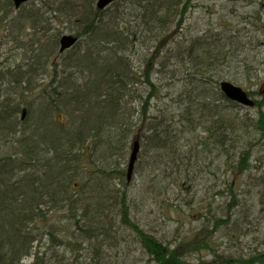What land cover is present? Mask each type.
<instances>
[{"label":"trees","instance_id":"obj_1","mask_svg":"<svg viewBox=\"0 0 264 264\" xmlns=\"http://www.w3.org/2000/svg\"><path fill=\"white\" fill-rule=\"evenodd\" d=\"M57 2L58 12L76 19L79 41L68 53L59 50L62 32L51 34L53 18L40 7L17 9L14 0H0V50L9 45L12 53L0 60V264H105V254L124 240L122 228L135 232L156 264H191L132 219L133 178L127 177L132 143L138 138L141 144L132 177L142 157L151 154L160 182L168 180L160 192L187 189L196 199L203 179L207 193L222 195L214 168L218 164L237 177L246 173L251 150L240 148L242 134L249 126L264 132V113L256 124L232 113L237 104L207 76L209 59L217 55L214 49L201 50L209 47H201L208 44L205 37L178 54L169 46L159 55L178 35L188 0L123 5L115 0L101 9L96 0L50 4ZM220 36L211 34L210 47L221 42ZM228 46L217 45V54ZM18 51L24 57L15 62ZM176 58L189 78L181 91L175 87ZM227 188L228 205L234 207L233 182ZM167 199L162 205L172 206ZM259 204L264 213V191ZM208 213L214 223L202 229L203 240L192 242L197 251H216V231L229 221L217 217L212 206ZM216 257L199 264L264 263V250Z\"/></svg>","mask_w":264,"mask_h":264},{"label":"rangeland","instance_id":"obj_2","mask_svg":"<svg viewBox=\"0 0 264 264\" xmlns=\"http://www.w3.org/2000/svg\"><path fill=\"white\" fill-rule=\"evenodd\" d=\"M126 1L130 2V0H119L116 4L123 5V2ZM188 1L190 8L183 16L178 35L173 42L158 52L159 55L160 53L164 55L169 46L174 47L175 53L178 54L180 48H183L184 51L185 47L189 48L195 39L200 38V36L205 37L208 44H202L201 47H209L201 50L214 49L212 54L217 55V57L209 59V62L212 63L208 64L211 70L207 76L214 77L219 84L221 81L228 80L233 84L240 85L249 91V95L256 102L263 101L264 0ZM34 2L41 4L40 0ZM32 4H29L28 7ZM52 15H55L52 21H54L53 26L56 29L51 34L56 35L59 31L62 34H75L77 29L74 23L75 18L62 15L60 12ZM66 17H68V22H63V18ZM177 21L174 22L175 24L171 29L176 27ZM217 33H221L220 38L222 40L214 47H210V36ZM84 40L85 38L81 37L80 42L84 44ZM24 41L27 40L24 39ZM222 42L229 43L226 50L230 49L217 54L220 51L217 45H221ZM68 50L67 53L76 50V48L70 46ZM1 52L3 53V56L0 57L1 61L12 54L9 45L2 47ZM18 52L15 62H18L20 57H24V52ZM154 55L157 54L154 53ZM184 65L180 58H176L173 67L177 69L175 80L177 91L188 87L186 80L189 78L185 79L184 77ZM188 66H191L190 71H195L196 66L191 64ZM155 68L154 66V70ZM202 78L203 76H197L198 80ZM204 79L206 78H203V81ZM236 104V109H233L232 113L242 116L249 123L253 120L256 124L261 111L264 113V103L253 107H243L238 103ZM248 128L247 131L243 132L242 144L240 143V148L246 147L251 150L249 169L246 173L237 177L227 173L225 167H218V164L214 168L215 173L220 177L218 181L220 185L216 190L222 187L224 190L222 195L214 194L213 190L207 193V186L203 185L207 183V180L202 179L203 184H200L196 199L193 195L194 191L185 189L182 192L179 188H175V192H181V197L177 199L172 189L163 188V191L160 192V186L165 183L167 185L168 180L163 181V183L160 182L159 176H157L159 174L158 169L154 165L153 158L149 156L151 154L142 157L137 164L138 167L130 184L129 199L132 219L159 241L165 244L170 243L173 248H177L182 253L179 256L182 262L205 263L217 258L218 255L229 256L234 259L242 256L249 257L255 250H264V213H261L262 205L259 204V199L264 191V182L262 184L260 181L261 177L264 179V132L261 128L257 129L254 126ZM197 134L199 135L200 132ZM189 136L187 135L186 138ZM183 140H186L185 137ZM228 182H233L237 194L238 202L235 203L234 207L228 205V202L232 200V196L228 193ZM256 182H259L261 187L257 188ZM166 190L167 192H165ZM166 198L170 204L173 203L172 206L162 205ZM178 206L180 207L178 208ZM210 206L215 210L217 217L229 219V221L221 224L216 231L214 238L216 251L210 249L197 251L193 248L192 242L203 240L202 229H207L214 223L208 213ZM168 215L170 216L168 217ZM120 231L124 240L120 242V245L112 247L108 254H105V258L108 260L105 264H156L143 251L141 243L135 238L137 235H134V231L131 232L126 228H122ZM184 239H188L191 243H187V240L182 244ZM82 260L85 262V258ZM25 261L30 263L32 257H27ZM255 264L264 263L257 262Z\"/></svg>","mask_w":264,"mask_h":264},{"label":"water","instance_id":"obj_3","mask_svg":"<svg viewBox=\"0 0 264 264\" xmlns=\"http://www.w3.org/2000/svg\"><path fill=\"white\" fill-rule=\"evenodd\" d=\"M25 1L27 0H14L15 5L19 6L22 3H25ZM112 1L114 0H97L96 5H98V8H105L108 5H110V3H112ZM61 44H60V50L64 51L67 48H70V46H72L73 44H75L78 40V38L72 34H65L61 36ZM222 91L225 93L226 97H228L229 99L233 100V101H237L240 105L243 106H253L255 104V101L248 96V92L245 91L243 89L242 86L237 85V84H233L231 81L228 80H224L221 82L220 84ZM133 146H132V150L130 152V160H129V164H128V173H127V177L130 179L131 175L134 171L135 168V163L138 159V153L140 152V148H141V144L139 143V139H135L133 141Z\"/></svg>","mask_w":264,"mask_h":264},{"label":"bare ground","instance_id":"obj_4","mask_svg":"<svg viewBox=\"0 0 264 264\" xmlns=\"http://www.w3.org/2000/svg\"><path fill=\"white\" fill-rule=\"evenodd\" d=\"M35 0H27L25 1V3H22L21 5L19 6H16L15 5V2H14V6L17 8V9H20L22 6H25V5H29V4H32V2H34ZM50 1H53V0H45V2H43V0H40L41 4H38V3H33L31 6H29L30 8H39L40 7V13H45V15L49 16L50 18H53L55 17V15H52L53 13H58V11H60V9L62 8V6L57 2V5H51L50 4ZM59 1V0H58ZM71 2H76L77 0H70ZM115 1V0H114ZM113 2V1H112ZM96 3H97V0H96ZM111 5V3H110ZM98 6V5H97ZM109 6V5H108ZM107 6V7H108ZM106 8V7H105ZM48 14H51V15H48ZM54 19V18H53ZM132 175H131V178L132 179ZM128 178V180H130Z\"/></svg>","mask_w":264,"mask_h":264}]
</instances>
